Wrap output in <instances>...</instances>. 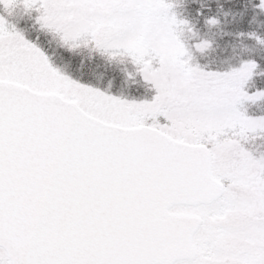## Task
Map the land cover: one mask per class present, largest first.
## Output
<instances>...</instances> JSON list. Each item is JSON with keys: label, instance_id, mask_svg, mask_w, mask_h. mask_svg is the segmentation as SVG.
Instances as JSON below:
<instances>
[{"label": "snow or ice", "instance_id": "6c2138e0", "mask_svg": "<svg viewBox=\"0 0 264 264\" xmlns=\"http://www.w3.org/2000/svg\"><path fill=\"white\" fill-rule=\"evenodd\" d=\"M0 264H264V0H0Z\"/></svg>", "mask_w": 264, "mask_h": 264}, {"label": "trees", "instance_id": "16d2710c", "mask_svg": "<svg viewBox=\"0 0 264 264\" xmlns=\"http://www.w3.org/2000/svg\"><path fill=\"white\" fill-rule=\"evenodd\" d=\"M57 45H53V47H56ZM59 47V46H58ZM71 54H76V55H73V56H81V57H83V59H84V61H85V57H86V53H85V51H83L81 48H77V49H74V50H72V52H71ZM60 57L62 56V53L61 52H59V54H58ZM86 62L87 63H90V64H85L84 62V66H85V68L87 69V70H90V71H93V72H95V73H97V74H102L103 72H104V68H103V66L102 65H100V66H97L95 63H92V62H90V60H89V56H88V59L86 60Z\"/></svg>", "mask_w": 264, "mask_h": 264}, {"label": "rangeland", "instance_id": "374dc122", "mask_svg": "<svg viewBox=\"0 0 264 264\" xmlns=\"http://www.w3.org/2000/svg\"><path fill=\"white\" fill-rule=\"evenodd\" d=\"M50 39H51L53 45L55 44V45L59 46L60 41L56 35H54V34L50 35ZM84 46H87V45H84ZM58 51H59V48H52V54H53L54 58H56V59L60 58V56L58 55L59 54ZM83 51H85V53H86L85 61L83 59V62L86 64L87 63L86 60L88 59V56H90V53L88 51V47H84ZM71 55H76V54H71ZM87 64H90V63H87Z\"/></svg>", "mask_w": 264, "mask_h": 264}]
</instances>
